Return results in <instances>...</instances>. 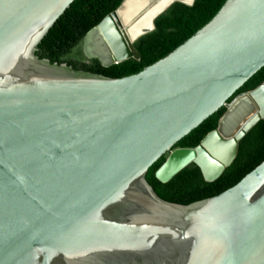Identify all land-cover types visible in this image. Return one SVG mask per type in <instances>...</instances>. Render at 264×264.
I'll use <instances>...</instances> for the list:
<instances>
[{
    "label": "water",
    "instance_id": "obj_1",
    "mask_svg": "<svg viewBox=\"0 0 264 264\" xmlns=\"http://www.w3.org/2000/svg\"><path fill=\"white\" fill-rule=\"evenodd\" d=\"M76 0H0V264H264V162L224 193L185 207L147 180L197 165L214 183L264 120V0H227L191 39L112 79L52 63L39 46ZM90 30L82 53L110 68L141 60L130 29L163 0ZM195 147L178 146L221 108Z\"/></svg>",
    "mask_w": 264,
    "mask_h": 264
},
{
    "label": "trees",
    "instance_id": "obj_2",
    "mask_svg": "<svg viewBox=\"0 0 264 264\" xmlns=\"http://www.w3.org/2000/svg\"><path fill=\"white\" fill-rule=\"evenodd\" d=\"M124 0H76L57 22L39 46L37 56L52 63L67 64L76 70L102 75L112 79L138 74L146 67L167 55L191 39L221 10L227 0H196L193 7L175 4L156 21V30L141 38L135 47L141 60L130 59L110 68H104L97 60L88 63L72 58L82 45L84 37L108 15L115 12ZM264 82V68L248 80L231 101L241 92H249ZM226 111L223 107L200 127L185 137L178 146H198L218 125ZM163 157L149 168L147 180L168 203L191 206L214 198L240 183L248 174L264 162V120L258 123L241 141L234 164L214 183L206 182L202 170L195 164L181 171L170 183L157 178L158 169L165 163Z\"/></svg>",
    "mask_w": 264,
    "mask_h": 264
},
{
    "label": "bare ground",
    "instance_id": "obj_3",
    "mask_svg": "<svg viewBox=\"0 0 264 264\" xmlns=\"http://www.w3.org/2000/svg\"><path fill=\"white\" fill-rule=\"evenodd\" d=\"M150 1L151 0H128L126 5L121 9L119 16L121 19L125 18V20L128 21L129 18L137 16ZM171 1L173 0H163L156 8L145 13L134 25H132L130 29L132 37L136 38L141 33L152 29L154 16ZM181 1L190 2L191 0Z\"/></svg>",
    "mask_w": 264,
    "mask_h": 264
},
{
    "label": "rangeland",
    "instance_id": "obj_4",
    "mask_svg": "<svg viewBox=\"0 0 264 264\" xmlns=\"http://www.w3.org/2000/svg\"><path fill=\"white\" fill-rule=\"evenodd\" d=\"M72 58H75V59H79V60H82V61H85L88 63V60L87 58H85V56L83 55L82 53V47H80L79 49H77L74 54H72L71 56Z\"/></svg>",
    "mask_w": 264,
    "mask_h": 264
}]
</instances>
